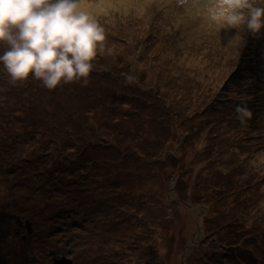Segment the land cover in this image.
I'll return each instance as SVG.
<instances>
[{
	"label": "rangeland",
	"instance_id": "rangeland-1",
	"mask_svg": "<svg viewBox=\"0 0 264 264\" xmlns=\"http://www.w3.org/2000/svg\"><path fill=\"white\" fill-rule=\"evenodd\" d=\"M82 10L107 36L87 85L13 84L0 65V264H183L184 247L209 243L214 215L229 228L245 220L235 243L264 250V35L217 31L175 0H82ZM241 103L253 114L244 125ZM203 203L209 224L196 236ZM213 244L184 264H216Z\"/></svg>",
	"mask_w": 264,
	"mask_h": 264
},
{
	"label": "clouds",
	"instance_id": "clouds-1",
	"mask_svg": "<svg viewBox=\"0 0 264 264\" xmlns=\"http://www.w3.org/2000/svg\"><path fill=\"white\" fill-rule=\"evenodd\" d=\"M186 13L199 9L217 31L245 28L260 37L264 0H175ZM107 36L82 10V0H0V54L13 84L38 80L49 89L80 82L87 85ZM242 125L252 118L245 103L235 108Z\"/></svg>",
	"mask_w": 264,
	"mask_h": 264
},
{
	"label": "trees",
	"instance_id": "trees-1",
	"mask_svg": "<svg viewBox=\"0 0 264 264\" xmlns=\"http://www.w3.org/2000/svg\"><path fill=\"white\" fill-rule=\"evenodd\" d=\"M251 50H253V48H250ZM243 66H245V64L243 63ZM72 106L69 107V110H72ZM68 116L71 115V113L67 114ZM66 123V126L64 127L68 132L70 129L76 130L75 128V121L72 122L70 120V118H67V120H64V124ZM58 154H62L60 150L57 151ZM126 154V153H124ZM28 158H26V160H23V165L24 164H29V169L32 171V159H30L31 156H27ZM10 167H12V164H8ZM50 172H52V170H50ZM176 175H173V177H175ZM152 177V176H150ZM150 177L145 178L144 181H149ZM176 182H179V180H181L180 175H177L175 178ZM236 181V179H235ZM48 182V179L43 181V183L46 185ZM254 183V182H253ZM39 197H37V201L39 200V198H41L43 196V188L41 185H39ZM44 193L50 197L51 194V190L46 188L44 189ZM63 194L61 193L59 197H62ZM23 197V194H22ZM217 198V197H215ZM73 199H78L73 197ZM161 200V199H160ZM162 201V200H161ZM167 202L169 204H174L175 200L171 199L170 197H167ZM81 204H83V201H79L77 202L76 206H79ZM254 203V202H253ZM251 203V204H253ZM258 205L260 204V201H257ZM159 205V204H157ZM208 206H210V204L206 205L205 203L202 204L203 210L201 213V218H200V222H198V227H197V232L196 236H199L201 233H203L204 228L207 224H209V220L208 218H210L209 214H208ZM160 207V206H158ZM214 208H218L219 205L218 204H213ZM238 205L236 206L237 209ZM260 208V205H259ZM258 208L257 210V214L258 215H264V211H260V209ZM232 211V210H231ZM254 212L256 211L253 210ZM19 213H24L21 210H18ZM216 220H214L213 222L218 221V225L216 228L212 229L209 227H207L208 231L213 232V236L211 237V239L208 241L209 243L205 244V240L203 238H200L197 242H195V240H193V244H192V248L196 249V250H202L204 249V247L206 245H209L210 243H214V249L209 253L208 257H212V259L216 260V264H219V261L223 262L224 259H230L232 262H235L236 264H245L248 261H255L256 264H260L263 260H264V250L262 249L263 247H261V245L256 244V245H252L253 243H251L249 240L246 241H241L239 243H235L236 240L238 239H244L245 236L247 235V233L251 230V228H249L246 223L245 220L241 221V220H235L234 223H231L230 226L231 228H229L227 226L228 223H226L225 225H219V215H214L213 216ZM248 218L253 219V216L250 215ZM142 220L143 222L145 221V215H142ZM213 225V224H212ZM141 230L140 232L143 233L145 227H140ZM146 231H148L147 229H145ZM179 232V230H176V234ZM132 234V233H131ZM251 238V237H250ZM195 239V238H194ZM254 240H257V237L254 238ZM195 243V244H194ZM197 245V246H196ZM192 248H187L184 247V254H183V264L185 263V259H186V255L188 253H190V251L192 250ZM263 258V260L259 259V258ZM207 259V258H206ZM264 262H262L263 264Z\"/></svg>",
	"mask_w": 264,
	"mask_h": 264
},
{
	"label": "water",
	"instance_id": "water-1",
	"mask_svg": "<svg viewBox=\"0 0 264 264\" xmlns=\"http://www.w3.org/2000/svg\"><path fill=\"white\" fill-rule=\"evenodd\" d=\"M16 219L20 220L18 217ZM25 222H26L27 230L30 231L31 222H29L27 219L25 220ZM22 237H24V236H22ZM56 262H57V264H70V263H72V260L71 259H67L65 257H62L60 259H57Z\"/></svg>",
	"mask_w": 264,
	"mask_h": 264
},
{
	"label": "bare ground",
	"instance_id": "bare-ground-1",
	"mask_svg": "<svg viewBox=\"0 0 264 264\" xmlns=\"http://www.w3.org/2000/svg\"><path fill=\"white\" fill-rule=\"evenodd\" d=\"M185 128H188V127H184L183 129H185ZM150 180H152V177H150ZM191 212L193 213V210H191ZM196 214H197V212H196ZM29 222H31L29 219H27ZM15 223L17 224V225H25V230H24V232H26V231H28L27 230V227H26V222H23V221H20V220H17V219H15ZM23 232V235H25V233ZM196 233H198V232H196Z\"/></svg>",
	"mask_w": 264,
	"mask_h": 264
}]
</instances>
